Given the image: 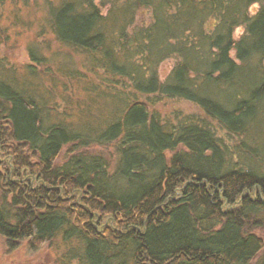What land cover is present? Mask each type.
<instances>
[{
  "label": "trees",
  "instance_id": "obj_1",
  "mask_svg": "<svg viewBox=\"0 0 264 264\" xmlns=\"http://www.w3.org/2000/svg\"><path fill=\"white\" fill-rule=\"evenodd\" d=\"M36 1L0 0V45L32 29L21 11ZM43 2L30 60L0 55L6 248L47 246L55 264H264L263 163L229 136L264 102V79L246 81L225 121L206 91L234 100L245 69H264V0ZM191 12L207 13L200 29ZM168 98L202 115L163 116Z\"/></svg>",
  "mask_w": 264,
  "mask_h": 264
},
{
  "label": "rangeland",
  "instance_id": "obj_2",
  "mask_svg": "<svg viewBox=\"0 0 264 264\" xmlns=\"http://www.w3.org/2000/svg\"><path fill=\"white\" fill-rule=\"evenodd\" d=\"M257 7V6H255ZM10 8V7H9ZM255 9V8H253ZM47 12V7L43 0H37L34 7L22 8L23 18L32 20V29H25L14 27L11 28V40L8 43L0 45V55L7 56L10 60L21 65L27 63L29 58L28 43L30 39H34L35 32L38 29V24L43 20ZM105 13V11H104ZM150 20L149 12H139L137 15V25L148 24ZM6 23V20L3 21ZM244 32L242 29H237L235 37L239 38ZM174 61L167 60L163 62L161 66V75H167L173 67ZM157 107L163 111L165 116L172 115L173 112L182 111L184 113H202L201 109L189 101L172 99L168 101H161L157 104ZM264 144V140L261 142ZM91 150L102 152L109 157L113 156L114 148L112 146H95ZM56 254L52 252L47 246L38 252H30L25 247H21L15 251H9L4 243V240L0 237V264H55ZM255 264V263H253Z\"/></svg>",
  "mask_w": 264,
  "mask_h": 264
},
{
  "label": "bare ground",
  "instance_id": "obj_3",
  "mask_svg": "<svg viewBox=\"0 0 264 264\" xmlns=\"http://www.w3.org/2000/svg\"><path fill=\"white\" fill-rule=\"evenodd\" d=\"M190 14H191L192 25H194L195 27H198V29H200L202 25H199L198 23H193V22L195 20H198V19L201 20V19L205 18L207 13H205V12H202V13L201 12H198V13L191 12ZM239 28L244 31V32H242V34L240 36H242L247 29V27H245L244 25H236L234 27V31H233L234 36H235L236 30ZM254 64H255V62L252 60L247 61V63H246V65L249 67L253 66ZM244 73H246V74H244L245 79L240 78L238 87L234 86V89L232 90V91H236L235 92L236 95L234 96V100L230 101V99L228 98V95L226 96V94L224 95L223 93H219L218 90H214L212 87L208 88V90H206L208 93L210 92L211 95L214 94L215 96H217V98H220L218 103L222 104V108L219 109L218 113H219L220 119L223 121H225V119H226L225 118V115H226L225 111L232 110L233 106H235L238 102H240V99L245 100V97L247 94L244 95L245 94L244 89L246 91H250V89H248L247 87L244 86V84H246V81H251L252 83L255 84V82H260L261 80L264 79V69L258 70V69H254V68H252V69L246 68ZM237 82H238V80H237ZM168 99L172 100L173 98H168ZM160 111L162 112L163 116H165L163 111L162 110H160ZM251 113L252 114L248 115V118L245 120L244 125L241 127V129L236 131V132L232 131L231 133H229V136L234 140L232 144H235L238 141H242V143L247 145L248 148H250V149L252 148V151H251L252 155H253L252 157L257 158V160L261 159L263 164L261 166H258V167L264 169V159H262L264 157V151L261 149V142H262V140H264V102H262L261 105H259ZM201 115H202V113H201ZM195 122L200 124L201 119H195ZM173 138H176V137H173ZM137 146L140 147V144L137 143L136 147ZM262 148L264 149V144L262 145ZM230 149H233V151H234V147L231 146ZM238 150L240 151L241 147L238 148ZM244 153H246V152H244ZM234 154L236 155L237 153L234 151ZM246 155H247V153L244 155V157H246ZM229 160H230V158L228 157L226 159V161L228 162ZM206 167H207V165H206ZM255 167L258 169L257 165H255ZM207 168L210 169V167H207ZM248 193H246L245 195H248ZM226 210L227 209L224 208V211H226ZM221 211L224 213L223 210H221ZM244 216H247L248 219L243 220V221L249 222L251 220L250 215L244 214ZM257 216H258L257 221L262 220V216H259V215H257ZM261 230H263V232H264V228L261 227ZM244 233H246V232H244Z\"/></svg>",
  "mask_w": 264,
  "mask_h": 264
}]
</instances>
